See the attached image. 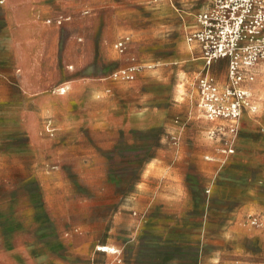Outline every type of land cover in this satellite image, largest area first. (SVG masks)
Instances as JSON below:
<instances>
[{
    "label": "rangeland",
    "instance_id": "1",
    "mask_svg": "<svg viewBox=\"0 0 264 264\" xmlns=\"http://www.w3.org/2000/svg\"><path fill=\"white\" fill-rule=\"evenodd\" d=\"M209 2L73 0L70 22L77 89L96 92L97 100L115 96L121 89L119 106L135 99V129L139 125L140 130L135 132V147L96 146L91 149H97L98 154L89 153L84 140L88 131L83 127L62 130L51 118L44 119L42 129H9L4 123L10 115L3 112V106H9L11 100L0 98V153L31 160L36 157V137L44 139L43 226L34 209L39 201L37 179L25 177L20 170L0 178V234L12 246L27 242L31 250L27 264H40L34 255L36 235L43 238V264H127L134 260L135 255L126 257L125 251H135V223L141 226L147 222L143 210L147 200L138 199V193L147 185L142 170L148 151L155 148L152 142L157 139L161 150L178 159L186 137L197 132L192 122L218 144L220 166L225 167L237 153L243 157L235 161L236 168L247 163L253 170L264 166V60L254 70L253 84L241 83L248 93L240 99L237 119L221 115L211 119L206 108L208 96L201 87L204 76L218 86L220 107L227 108L237 99L227 94L233 86L228 62L218 60L207 66L204 59L190 51L187 42L196 14ZM85 6L91 8L90 14L81 12ZM124 35L131 37L132 52L144 65L132 81L110 77L129 63L114 47ZM84 96L88 95L77 94L76 102L86 104L90 98ZM27 105L32 111L36 108L31 99ZM28 121L35 125L34 112L28 113ZM245 222L264 231V211L247 213ZM102 245L110 250L102 253ZM52 249L59 251L57 257L47 254ZM87 250L95 253L79 252Z\"/></svg>",
    "mask_w": 264,
    "mask_h": 264
},
{
    "label": "crops",
    "instance_id": "2",
    "mask_svg": "<svg viewBox=\"0 0 264 264\" xmlns=\"http://www.w3.org/2000/svg\"><path fill=\"white\" fill-rule=\"evenodd\" d=\"M72 5L73 0H0V98L11 100L9 106H3V112L10 115L5 127L38 130L43 128L44 119L51 118L62 130L83 127L88 131L84 140L89 153L98 154L97 149H91L96 146L135 147V132L140 131L139 125L135 129V99L119 106L121 89L115 96L99 100L96 92L77 89L72 20L61 26L47 23V19L61 15L73 17ZM85 9L91 8L85 6L81 12ZM195 24L194 20L188 32ZM132 47L134 42L124 54L127 59L135 54ZM189 48L201 58L198 45L189 44ZM79 93L90 100L77 103ZM28 99L36 104L34 111L27 105ZM29 112L36 114L34 126L28 121ZM191 125L197 132L186 137L178 159L161 150L157 139L152 142L155 148L148 151L142 170L147 185L138 193V199L147 200L143 207L147 222L141 226L135 223V251H125L126 257L135 256L127 264H264V231L245 222L247 213L264 211V166L253 170L247 163L236 168L235 161L243 157L238 153L225 167L220 166L218 144L200 131L198 123ZM43 142L36 137V157L31 160L0 153V178L20 170L25 177L37 179L39 201L34 209L40 226L44 210ZM131 154L135 161L134 150ZM8 242L0 234V264H27L31 257L27 242L15 246ZM34 245V255L43 264V238L36 235ZM58 253L56 249L47 252L52 258Z\"/></svg>",
    "mask_w": 264,
    "mask_h": 264
},
{
    "label": "built area",
    "instance_id": "3",
    "mask_svg": "<svg viewBox=\"0 0 264 264\" xmlns=\"http://www.w3.org/2000/svg\"><path fill=\"white\" fill-rule=\"evenodd\" d=\"M2 2V1H1ZM91 9H85L84 15ZM72 20L70 16L61 15L47 19L50 25L61 26ZM195 26L187 32L189 44L200 48V57L207 66L218 60H226L229 65V76L233 86L227 89L237 99L227 108L217 104L220 92L214 80L209 76L201 78V87L207 94L205 101L211 119L225 116L234 119L241 111V98L247 94L241 83L254 81L255 68L264 60V0H211L210 5L202 8L195 16ZM131 37L124 35L114 44L120 54H126L131 46ZM129 63L114 72L110 77L116 80L132 81L144 68V65L133 54L128 57ZM206 264H220L210 261Z\"/></svg>",
    "mask_w": 264,
    "mask_h": 264
},
{
    "label": "bare ground",
    "instance_id": "4",
    "mask_svg": "<svg viewBox=\"0 0 264 264\" xmlns=\"http://www.w3.org/2000/svg\"><path fill=\"white\" fill-rule=\"evenodd\" d=\"M248 93V92H247ZM102 248V247H101ZM104 250L105 251H108V250H110V247H108V246H104ZM113 252V251H112Z\"/></svg>",
    "mask_w": 264,
    "mask_h": 264
}]
</instances>
